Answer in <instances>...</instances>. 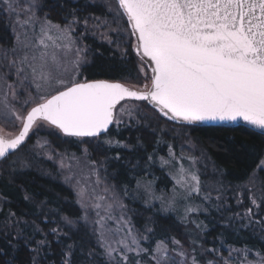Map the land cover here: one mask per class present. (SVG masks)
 I'll return each instance as SVG.
<instances>
[{
  "label": "snow or ice",
  "instance_id": "snow-or-ice-1",
  "mask_svg": "<svg viewBox=\"0 0 264 264\" xmlns=\"http://www.w3.org/2000/svg\"><path fill=\"white\" fill-rule=\"evenodd\" d=\"M0 23V264H264V142L232 185L191 138L205 125L264 138V0H0ZM105 46L122 67L90 72ZM141 127L154 146L121 179L109 171L121 153H107L132 149L118 137ZM84 158L89 171H74ZM45 161L72 188L74 214L27 188ZM157 168L170 194H157ZM138 200L179 209L189 231L138 226ZM202 214L223 229L210 245ZM242 234L260 247L238 244Z\"/></svg>",
  "mask_w": 264,
  "mask_h": 264
},
{
  "label": "trees",
  "instance_id": "trees-1",
  "mask_svg": "<svg viewBox=\"0 0 264 264\" xmlns=\"http://www.w3.org/2000/svg\"><path fill=\"white\" fill-rule=\"evenodd\" d=\"M54 20L59 19L55 12L52 14ZM9 34L6 32L3 23H0V39L8 40ZM104 56L95 61V66L89 69L90 72H99L103 70L106 74H114L113 69L119 70L122 65L120 64L118 55L113 57L107 46L102 49ZM135 73H133L134 75ZM192 137L203 143L206 152L212 163L220 166L225 170L226 182H231L232 185H241L246 182V178L250 173V169L255 163V154L252 152L254 147H258L264 138L248 134V130L241 127H213L201 126L199 130L191 133ZM156 133L151 128L141 127L139 129H126L118 137L119 139L132 145V149H113L112 152L107 153L111 156L116 151L121 153L122 159L120 161H112L109 171L118 170L120 178L123 179L125 173V162L127 160H134L137 156L144 155V148L149 152L152 151L154 146V139ZM143 142V148L137 145V138ZM67 147L69 152H75L79 155V151L74 146ZM166 155V150L162 152ZM104 153L102 151H91V158L100 163L103 160ZM86 161L87 159L84 158ZM155 175L158 179L155 181L157 192L160 190L169 191L173 186L171 177L160 168L155 170ZM27 188L35 192L39 199H47L50 206L59 207L63 212L75 213L76 205L72 188L64 182L63 175L58 173V170L52 162L45 161L39 166V170H33L25 177L24 180ZM13 200L22 204V193L15 190L11 193ZM132 207L140 214L136 217V223L142 225L143 220L152 219L153 227L158 235H174L177 238H183L187 234L188 229L180 223L179 212H168L160 210L158 204H154L152 208L144 206L142 200H138L132 204ZM233 202V208L235 209ZM240 210H243L241 207ZM208 225L205 239L210 245L213 238L223 231L221 225L218 223V218L213 219L206 217L203 214L200 216ZM247 242L251 247L255 245L256 248L260 247V241L250 235L242 234L237 243ZM20 261L26 259V253L21 252L18 256Z\"/></svg>",
  "mask_w": 264,
  "mask_h": 264
},
{
  "label": "rangeland",
  "instance_id": "rangeland-1",
  "mask_svg": "<svg viewBox=\"0 0 264 264\" xmlns=\"http://www.w3.org/2000/svg\"><path fill=\"white\" fill-rule=\"evenodd\" d=\"M191 138L195 141V144H196L195 154H196V155H199V154L201 153V151H203V152L205 153V155L208 157L207 152H206L207 150H206L205 146L203 145V143H201L200 141H198L196 138L192 137V134H191ZM179 143H180V141L177 140V141H176L177 149H178ZM208 158H209V157H208ZM211 163H212V161L209 159V164L211 165ZM73 166H74L73 170H74V171H77L78 173H79V171H80L81 168L84 170L85 173H87V172L89 171V169H88V165H87V161H86L85 159H82V160H81L79 168H77V167L75 166V162H73ZM171 189H172V188H170L169 191H165V192H167V193L170 194V193H171ZM157 194H159V192H157ZM154 204H158V205L161 207V205H160V203H159L158 201L155 202ZM179 211H180V210L177 209V211H175V214H176L177 212H179ZM190 227H191V226H190ZM188 231H189V229H188Z\"/></svg>",
  "mask_w": 264,
  "mask_h": 264
},
{
  "label": "water",
  "instance_id": "water-1",
  "mask_svg": "<svg viewBox=\"0 0 264 264\" xmlns=\"http://www.w3.org/2000/svg\"><path fill=\"white\" fill-rule=\"evenodd\" d=\"M205 126H213V127H237L239 125H229V126H222V125H205Z\"/></svg>",
  "mask_w": 264,
  "mask_h": 264
}]
</instances>
